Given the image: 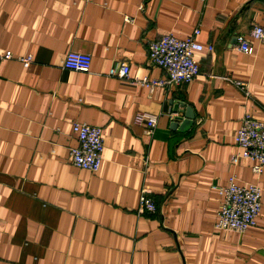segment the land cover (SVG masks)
I'll use <instances>...</instances> for the list:
<instances>
[{
  "label": "crops",
  "instance_id": "obj_1",
  "mask_svg": "<svg viewBox=\"0 0 264 264\" xmlns=\"http://www.w3.org/2000/svg\"><path fill=\"white\" fill-rule=\"evenodd\" d=\"M263 0H0V264H264V167L238 152L244 112L264 119ZM126 16L132 21H126ZM195 28L199 33L193 35ZM193 36L198 75L149 88L109 75L160 79L148 43ZM237 36L252 47L238 49ZM213 46V51L207 48ZM91 55L88 70L63 66ZM31 55L25 68L19 56ZM247 82L246 95L233 82ZM184 102L190 127L173 128ZM183 110V109H182ZM143 114L154 121L133 117ZM74 122L102 128L100 168L70 162ZM235 176L261 188L255 225L215 228L216 187ZM142 189L155 213L138 212Z\"/></svg>",
  "mask_w": 264,
  "mask_h": 264
},
{
  "label": "built area",
  "instance_id": "obj_2",
  "mask_svg": "<svg viewBox=\"0 0 264 264\" xmlns=\"http://www.w3.org/2000/svg\"><path fill=\"white\" fill-rule=\"evenodd\" d=\"M262 8L264 10V0ZM126 21H132V19L126 16ZM199 31V28H195L193 35H197ZM250 35L256 39L264 40V29L261 26H253ZM237 42L240 51L247 54L252 53V47L243 36H237ZM147 48L150 62L165 71L164 78L152 80L146 77L132 78L126 63L112 66L109 75L126 80L133 85H145L149 88L172 83H188L198 75L199 66L194 59V53L201 51L203 46L196 42L193 36L179 39L168 33L158 39L151 40ZM207 49L213 51V46L209 45ZM0 57L9 59L12 54L7 51ZM17 59L22 62L25 68L29 67L32 62L31 55L19 56ZM90 63L91 55L82 52L70 51L63 59V66L75 71L88 70ZM220 78L233 82L244 94H249L247 82L233 81L224 76H220ZM133 122L136 124L146 122L145 132L148 134L152 132L154 121L151 118L136 113ZM72 130L76 136L77 145L71 147L69 151L71 164L90 172H97L104 150L102 128L84 122H74ZM235 143L239 150L231 156V162L234 163L240 157L249 159L252 161L251 171L255 175H259L264 167V119H256L248 112H244L235 134ZM216 189L221 196V206L214 224L216 229L243 233L255 225L256 217L261 210V188L258 184H238L235 182V176L232 175L226 185L217 186ZM156 211L155 201L146 189H142L139 195L138 212L155 213Z\"/></svg>",
  "mask_w": 264,
  "mask_h": 264
},
{
  "label": "water",
  "instance_id": "obj_3",
  "mask_svg": "<svg viewBox=\"0 0 264 264\" xmlns=\"http://www.w3.org/2000/svg\"><path fill=\"white\" fill-rule=\"evenodd\" d=\"M181 106V108L183 109H179L178 107H176V109H174V112H183L184 113V120H182L183 118L180 116H175L172 122V126L173 128H180V129H184L186 127H190L195 119L194 113L191 111V109L189 108V106H185L184 102H179L177 104V106Z\"/></svg>",
  "mask_w": 264,
  "mask_h": 264
}]
</instances>
